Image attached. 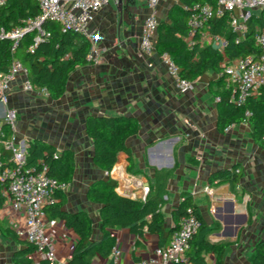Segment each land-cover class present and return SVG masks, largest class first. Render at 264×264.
Wrapping results in <instances>:
<instances>
[{"label": "crops", "instance_id": "obj_1", "mask_svg": "<svg viewBox=\"0 0 264 264\" xmlns=\"http://www.w3.org/2000/svg\"><path fill=\"white\" fill-rule=\"evenodd\" d=\"M178 2L164 0L158 5L159 22L168 21L170 10ZM148 14L147 5L137 0L103 7L91 24L99 36V62L76 67L58 100L38 90L25 91L24 75H16L10 83L7 102L0 103V119L8 109H15L18 119L14 134L19 141L30 144L43 140L59 152H74L76 165L73 179L64 189L63 210L89 215L94 242L102 239L101 218L99 205L87 199L90 184L112 178L117 180L120 194L143 200V187L154 183L155 172L169 171L166 203L161 206L166 228L174 227L173 210L190 198L212 228L209 241L227 245L224 264H251L257 244L264 240V149L252 141L249 123L218 131L214 93L220 88L228 89L224 78L219 87L218 74L209 71L193 82L192 91L180 93L160 55L156 51L150 55L141 53V30ZM200 43L216 47L210 38ZM89 115L138 119L139 132L127 141L133 159L131 172L128 157L122 152L110 173L95 165L93 143L85 130ZM8 132L10 135V128ZM220 169H231L239 176L233 188L229 182H208L209 175ZM55 221L49 233L58 259L68 263L79 238L64 220ZM23 223V212L4 200L0 208V264H18L21 254L35 258L34 251L27 254L24 242L4 233L15 232ZM111 235L122 252L119 264H140L159 247L155 235L138 238L128 229H113ZM216 259L213 252L205 255L208 264H215ZM110 261V256L94 258L95 264Z\"/></svg>", "mask_w": 264, "mask_h": 264}, {"label": "trees", "instance_id": "obj_2", "mask_svg": "<svg viewBox=\"0 0 264 264\" xmlns=\"http://www.w3.org/2000/svg\"><path fill=\"white\" fill-rule=\"evenodd\" d=\"M213 4L214 0H179L170 10L168 21L159 22L155 42L156 52L161 55L167 52L171 55L180 70L182 77L194 82L209 71L218 74L216 83L222 86L225 62L233 61L239 56L256 57L258 48L254 42L255 27L264 29V10L254 14L249 24V32L245 38L235 42V34L229 27V16L224 14L214 17L207 25L208 31L228 40V45L221 52L213 45H205L195 36V43L189 46L186 38L189 32L188 18L190 10L198 4ZM40 15L37 0H7L0 6V30L6 33L22 27L27 21L34 20ZM50 36L38 43L34 50H30L37 35L36 30L25 32L18 40L15 51L12 47L16 40L9 37L0 38V73L9 71L12 61L19 59L29 71V78L36 90L46 89L51 99H60L66 89L70 73L78 66L88 63L91 53V43L83 36L72 31H63L59 24L51 21L43 23ZM217 98V128L223 132L232 125L245 123L251 127L252 141L264 149V88L250 97L242 106L231 101L229 89L220 88L214 93ZM250 117L245 118V112ZM3 129L8 132L9 127ZM139 121L134 116H104L89 115L85 120V130L93 143V162L100 169L110 173L118 161L119 153H125L130 162L128 172H131L133 159L127 145L129 138L138 134ZM9 133V132H8ZM75 155L71 149L58 151L57 148L43 140L30 143L27 153L26 166L35 170H43L50 177L67 186L73 179L75 170ZM169 171H156L154 183L149 184L148 193L143 200L131 198L117 191L118 182L115 179L96 180L87 189V199L99 205L101 218L102 239L92 240L93 227L89 215L84 211L70 213L63 210L64 190L56 192L57 200L46 207L50 219L64 220L66 227L76 233L79 238L72 256L67 264H95L94 258L100 256L108 258L116 245V239L111 235L113 229H128L138 238L146 235L158 237V246H166L178 227V222L188 207H192L200 218L202 226L199 232L189 241L187 256L189 262L208 264L205 255L209 252L216 254L215 264H224L226 244L212 243L207 238L212 231L201 218L197 206L190 198H185L173 210V228H166L161 206L166 203V182ZM239 181V176L231 169H220L209 175L208 182H229L233 188ZM4 199L0 194V208ZM12 239L26 244L27 254L34 251V247L27 240L20 239L15 232L4 231ZM18 264H33L25 254L17 257ZM39 264H49L40 261ZM251 264H264V240L255 249Z\"/></svg>", "mask_w": 264, "mask_h": 264}, {"label": "built area", "instance_id": "obj_3", "mask_svg": "<svg viewBox=\"0 0 264 264\" xmlns=\"http://www.w3.org/2000/svg\"><path fill=\"white\" fill-rule=\"evenodd\" d=\"M137 1L146 4L149 9V14L142 25L139 48L142 54L150 55L156 51V33L159 25L157 7L164 0ZM6 2L7 0H0V6H4ZM118 2L119 0H37L40 15L9 33L1 29L0 38L9 37L16 40L12 47V51H15L17 42L23 34L36 30L37 35L30 45V50H34L39 42L50 36V33L43 28V23L55 22L63 31H72L86 38L91 43L89 60L98 63L99 49L96 41L99 36L95 30H92L91 24L103 7L118 4ZM263 10L264 0H214L213 4L195 5L190 10L186 41L191 47L195 43V36L199 37V41L210 38L223 52L228 45V40L211 34L207 29L208 23L214 17L227 13L229 27L235 34V42H239L249 32L248 22L252 16ZM253 38L259 51L256 57L239 56L224 64L225 83L231 92V101L238 106L244 105L250 97L264 88V29L255 27ZM160 59L174 87L180 93L193 90L194 83L181 76L178 66L169 53H162ZM19 74L25 77L23 82L25 91L36 90L29 78L28 68L15 58L9 71L2 74L0 79V103L7 102L10 83ZM38 91L48 95L46 89ZM17 114L15 109H8L4 117L0 119V194L14 210L24 214V223L15 230V234L33 245L35 258L30 257L34 260L33 264H39L43 260L48 261L49 264H67L57 257L56 247L49 233V228L53 227L56 221L50 219L45 210L47 206L56 202V192L64 190L66 186L47 175L45 168L43 170L27 168L26 160L30 144L19 141L14 134ZM244 115L248 119L250 112L246 111ZM245 123H248L247 120ZM4 125L10 128V135L4 131ZM148 190L147 186L143 187L144 197ZM205 190L208 191V188ZM201 226V220L194 209L188 207L173 232L170 242L164 247H156L153 255L140 264H188L189 241L199 232ZM121 254V250L115 246L110 254L109 264H119Z\"/></svg>", "mask_w": 264, "mask_h": 264}, {"label": "water", "instance_id": "obj_4", "mask_svg": "<svg viewBox=\"0 0 264 264\" xmlns=\"http://www.w3.org/2000/svg\"><path fill=\"white\" fill-rule=\"evenodd\" d=\"M120 3H122V0H119L118 4L120 5ZM119 10H121V8L119 7ZM148 185V183L146 184ZM124 196L130 197V195H128L127 193H122Z\"/></svg>", "mask_w": 264, "mask_h": 264}, {"label": "rangeland", "instance_id": "obj_5", "mask_svg": "<svg viewBox=\"0 0 264 264\" xmlns=\"http://www.w3.org/2000/svg\"><path fill=\"white\" fill-rule=\"evenodd\" d=\"M137 176L141 177L142 175L141 174H137Z\"/></svg>", "mask_w": 264, "mask_h": 264}]
</instances>
